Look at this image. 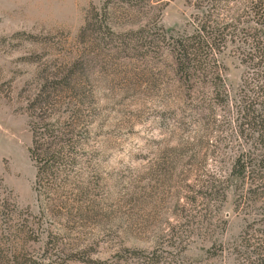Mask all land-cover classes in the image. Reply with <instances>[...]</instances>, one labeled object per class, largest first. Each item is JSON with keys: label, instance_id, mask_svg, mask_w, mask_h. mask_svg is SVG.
<instances>
[{"label": "rangeland", "instance_id": "rangeland-1", "mask_svg": "<svg viewBox=\"0 0 264 264\" xmlns=\"http://www.w3.org/2000/svg\"><path fill=\"white\" fill-rule=\"evenodd\" d=\"M134 1L0 0V264H138L161 249L149 264H264V180L222 184L238 153L264 156V53L243 35L251 4ZM89 17L98 24L83 37ZM232 19L242 32L208 52V72L180 80L173 37ZM75 58L88 79L46 112L73 121L79 140L48 181L61 199L81 188L84 209L54 214V190L36 188L32 98Z\"/></svg>", "mask_w": 264, "mask_h": 264}, {"label": "trees", "instance_id": "trees-1", "mask_svg": "<svg viewBox=\"0 0 264 264\" xmlns=\"http://www.w3.org/2000/svg\"><path fill=\"white\" fill-rule=\"evenodd\" d=\"M110 1L111 0H109V3ZM124 1L128 2H126L127 5L125 10H132V7L129 5V3L132 2V5L135 1ZM249 2L251 4L250 8L253 12V17H250L248 21L250 24L248 25L249 28L246 31L243 30V35L245 38L248 36L252 37L257 44L258 49L264 53V39L257 35L256 31H259V28L254 22L251 21L254 20L258 24L260 23L262 26H264V0H249ZM98 12L99 11L96 10V13ZM95 16L97 15L95 14ZM238 22V20L232 19V21L226 23L217 21L213 25H207L206 23L200 25L199 28H197L199 29L198 33L203 32V36H207L205 33V31H207L208 35L210 36L208 39L202 38L203 36L201 37V35L195 34L193 37L187 38L173 37V44L174 47H176V61L178 65L177 70L180 72V80H191V78H193V76L197 73L199 74L208 72L205 69V58L209 55L208 52L216 51L217 48L220 49L221 46H223L222 41L225 39H236L238 34L242 32L239 30L240 27L238 26ZM97 24V20L89 17L80 34L85 37L88 33L87 30L92 25L95 26ZM260 30L264 31L262 27H260ZM203 51L205 54L202 53ZM261 57L264 58V55ZM67 64V69L57 70L52 74L43 75V82L41 83L39 90L35 93V96L32 98V108L37 110L39 109V111H37L31 120L34 137L30 151L32 158L37 164L36 188L39 192L42 191V189L45 192L54 190L56 195L55 197L58 198L57 203L53 204V206L50 205L51 208L48 207L54 214L61 213L64 210H66L68 213H72L75 210L84 209L80 203L73 201L76 198H80L82 196L83 193L80 194L81 188H76L72 191V200L61 199L59 196L60 188L50 184L48 181L52 177L54 166L59 160H63L66 157L68 159L73 157L71 154L72 149L79 140L78 131L75 132L73 127L69 128L70 123L73 124V121H70L65 117L63 119L53 120L50 117V113L46 112V110L53 108L55 104L60 103L64 99L63 96L65 95V91L73 92L74 90L76 91V95L79 94L81 84H83V82L88 79L86 71L83 68L82 61L75 58ZM212 70L214 83L216 84V87L217 85L220 86L223 78L222 70H220L217 65H214ZM218 79L220 82L217 81ZM258 90V95L264 99V83H261ZM216 93L217 96H222V98L226 97V94H224L223 90L218 89ZM72 99L76 98L73 96ZM250 100L255 102L258 101V99H254V97H252ZM79 109V107H74V109L71 110V115L73 116L74 113L79 111ZM241 131L242 133L245 132L244 126L243 130ZM247 178H251L252 185L256 180H264V156L257 158V156L251 151H241L234 157L230 171L228 175H226L222 184L224 185L223 187H227L231 183H235L240 180L248 181ZM258 181L255 185H253L254 187L261 185V183ZM263 185L264 183H262V186ZM220 189L221 188H212L210 195L213 192L216 195L219 194L221 192ZM250 189H252V187H250ZM250 225H252V222ZM249 233H247V237ZM173 235L174 233H172L170 237L166 238L169 240L168 242H173ZM250 237L251 236L248 238ZM164 250L165 249H161L159 252L158 250L146 252L138 264H149L151 262L159 261L163 256H165V253H163ZM177 252H180V249ZM257 252L259 256H261L259 259L264 260V250H258ZM119 256L120 254L118 257ZM174 257L175 255H172V259H174ZM42 259L43 258L40 260L30 258L29 264H49L44 262ZM120 260L121 259L119 257L114 261H109V264H121ZM17 262L20 264H25L22 261Z\"/></svg>", "mask_w": 264, "mask_h": 264}]
</instances>
